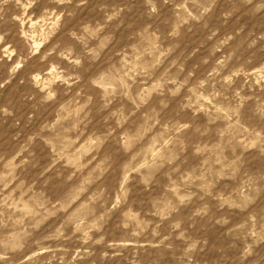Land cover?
Segmentation results:
<instances>
[{
    "label": "clouds",
    "instance_id": "obj_1",
    "mask_svg": "<svg viewBox=\"0 0 264 264\" xmlns=\"http://www.w3.org/2000/svg\"><path fill=\"white\" fill-rule=\"evenodd\" d=\"M8 3L0 0V10ZM227 3L229 7L220 15L224 24L234 16L239 19V15L264 20V0ZM217 4L218 0H28V7L35 9L38 17L36 27L21 26L14 34L0 31V69L6 72H0V95L24 87L20 103L27 106V111L17 117L15 104L8 100L0 103V119L12 118V126L17 128L22 121L23 128L35 125L24 138L34 146L48 134L44 131L49 127L45 119L57 109L66 112L65 101L71 97L73 119L64 123L72 134L98 130L94 138H89V149L84 153H90L91 158L87 164H80L77 172L84 175L82 170H88V165L99 158L91 172L97 185L115 181L110 191L121 187L123 176L121 199L113 205L119 212L133 204L143 206L145 201L140 197L144 194L149 197V210L155 209L151 197L164 192L173 178L188 193L179 197L169 193L171 206L163 212H152L161 226L191 201L193 190L203 201L213 196L212 190L222 181L239 185L234 194L238 202L220 201L218 205L223 208L228 203L230 209L248 215L242 235L228 234L226 247L233 255L225 264H264V172L258 170L254 174L258 178L248 182L252 175L250 158L264 159V77L253 79L256 74L247 71L257 63L264 66V24L251 29L237 25L218 43L213 41L198 67L185 70L187 60L205 46L193 34L204 32L207 40L216 36L210 21ZM166 8L170 14H165ZM85 9L92 15L81 18ZM40 18L53 22L48 26ZM41 27L46 31L39 32ZM33 32L37 33L35 37ZM186 36L193 37V45L184 53L181 44ZM125 53L132 55L121 60ZM137 53L142 55L138 57ZM217 53L224 58L218 59ZM210 60L215 67L208 71ZM52 64L61 72L49 80L51 87L41 91L34 86L41 79L36 73ZM200 67L205 71L194 76ZM193 85L196 93L206 94L195 104ZM208 95L211 101L202 108ZM201 117L206 123H201ZM160 131L168 138L161 140L162 150L141 164L143 154L136 155L140 144ZM206 138H212L208 140L211 148L204 145ZM12 139L20 143L18 137ZM190 156L197 159L198 166L185 181ZM76 174L58 175L56 170L52 181L72 182ZM241 180L245 182L240 184ZM208 215V209L196 213L199 218ZM122 227L128 229L129 224ZM170 227L183 231L178 223ZM132 235H143V228ZM196 247L192 243L189 252ZM33 258L25 253L23 242L0 247V264H31ZM105 258L102 254L101 260ZM192 261V255L185 254V264Z\"/></svg>",
    "mask_w": 264,
    "mask_h": 264
},
{
    "label": "rangeland",
    "instance_id": "obj_2",
    "mask_svg": "<svg viewBox=\"0 0 264 264\" xmlns=\"http://www.w3.org/2000/svg\"><path fill=\"white\" fill-rule=\"evenodd\" d=\"M91 7L94 5H90ZM227 7V0H218L210 21V26L216 32L213 40H207L204 32L193 34L197 40L203 41L205 46L195 57L187 60L186 72L199 66L198 62L207 56L213 41L218 43L226 33H232L237 25H245L246 29H251L254 25L264 24V20L245 15H239V19L234 16L224 24L220 15ZM137 8L139 5L134 8V15ZM165 14H170L168 8L165 9ZM91 15L90 9L80 13L81 18ZM0 17L3 18L0 19V31L7 30L10 34H14L21 26L25 29L35 28L38 19L35 9L28 7V0H20V4H17L16 0H9L8 4L2 6ZM13 17L20 19L13 20ZM40 19L48 26L53 22ZM22 21L25 23L22 24ZM44 31L45 27L39 29L41 33ZM36 35L37 33L33 32V36ZM36 44L42 47L39 40H36ZM192 45L193 37L186 36L182 41L181 51H191ZM130 55L132 53H125L121 60H126ZM140 55L142 53H137L138 57ZM217 57L221 60L224 58L219 53ZM210 65L208 71L215 67L211 60ZM204 71L205 69L200 67L199 73L194 72L193 75H202ZM247 71L256 74L253 79L264 77V66L259 63ZM0 72L6 75L3 69H0ZM59 72V66L50 65L44 72L36 73L41 79L35 81L34 86L44 91L51 87L49 80ZM25 91L24 87L7 90L0 95V103L12 100L17 108L15 115L19 117L22 112L27 111V106L20 103V94ZM193 94L197 98L193 100V104L206 95L196 93L195 85ZM209 101L210 95L201 103V107H205ZM65 107L67 111L63 114L57 109L50 113L49 119H45L44 123L49 127L44 131L48 134L34 146L24 142V138L31 134L35 125L23 128L22 121L21 128H17L12 126V118L0 119V247L7 248L17 242H23L25 253L34 257L31 264H185V254L192 255V264H225L233 255L232 250L226 247L230 242L228 234L242 235L241 230L248 224V215L230 209L228 203H225L223 208L218 205L220 201L238 202L234 194L239 185L222 181L215 185L213 196L203 201L196 198L193 190L191 201L180 207L179 212L162 226L152 212H163L171 206L169 193L177 197L188 195L175 178L173 183L165 185L164 192L151 197L155 209L149 210L146 203L149 197L144 194L140 197L145 201L143 206L133 204L119 212L113 205L121 199V192L125 187L123 176L120 178L121 187L110 191L115 181L97 185L91 172L99 158L88 165V170H82L84 175L81 176L77 172L80 164H87L91 158L90 153L88 156L84 153L89 149V138L98 130L84 129L82 135H73L71 128L64 123L65 119H73L71 97L65 101ZM201 123H206L204 117H201ZM14 136L19 138L20 143L12 139ZM162 139L166 141L168 138L160 131L140 144L136 155L143 154L141 164L147 163L150 156L154 157L162 150ZM209 139L212 138H206L204 141L207 148L212 147ZM197 166V159L190 156L189 164L185 168L188 174L183 177L185 181L193 176V170ZM248 167L252 174L248 182H251L258 178L254 175L258 170L264 172V159L250 158ZM56 170L58 175H71L74 172L77 174L72 182L60 183L52 181V173ZM126 174L131 176V173ZM244 182L241 180L240 184ZM156 191L159 192V189ZM201 209H208L209 215L197 217L196 213ZM133 217L136 218L135 221ZM252 218L255 219V212ZM177 223L181 225L182 232L170 227ZM122 224H129V228H123ZM36 225L39 227H35ZM253 227L255 228V225ZM140 228H143V235L133 236L132 233ZM97 240L101 243L94 244L93 241ZM192 243H196L197 247L190 253ZM102 254L106 257L103 261Z\"/></svg>",
    "mask_w": 264,
    "mask_h": 264
}]
</instances>
